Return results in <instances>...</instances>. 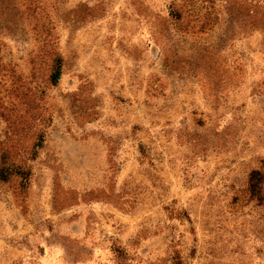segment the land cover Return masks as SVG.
I'll return each mask as SVG.
<instances>
[{"label": "rangeland", "instance_id": "obj_1", "mask_svg": "<svg viewBox=\"0 0 264 264\" xmlns=\"http://www.w3.org/2000/svg\"><path fill=\"white\" fill-rule=\"evenodd\" d=\"M254 170L264 0H0V264H264Z\"/></svg>", "mask_w": 264, "mask_h": 264}, {"label": "trees", "instance_id": "obj_2", "mask_svg": "<svg viewBox=\"0 0 264 264\" xmlns=\"http://www.w3.org/2000/svg\"><path fill=\"white\" fill-rule=\"evenodd\" d=\"M177 17V14H174ZM61 75V60L59 57L54 58V65L52 69V73L50 76V81L52 83H56ZM0 178H5L3 172L0 175ZM250 195L264 203V172L259 170H254L250 173L248 178V187H247Z\"/></svg>", "mask_w": 264, "mask_h": 264}]
</instances>
